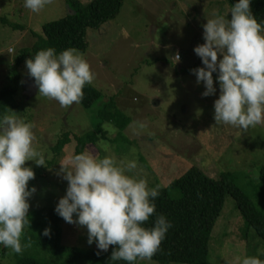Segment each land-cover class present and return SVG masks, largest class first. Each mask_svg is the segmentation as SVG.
Listing matches in <instances>:
<instances>
[{
	"label": "rangeland",
	"instance_id": "rangeland-1",
	"mask_svg": "<svg viewBox=\"0 0 264 264\" xmlns=\"http://www.w3.org/2000/svg\"><path fill=\"white\" fill-rule=\"evenodd\" d=\"M79 1L88 5L92 0ZM224 1L124 0L119 16L98 30H89L87 50H78L94 73L91 84L103 94L98 104L90 109L75 103L61 107L57 101L38 94L24 65L20 91L7 114L34 125V146L47 165V161L54 160L51 150L59 138L69 131L79 136L95 132L103 102L115 97L132 124L122 135L112 124H104L108 138L89 147L98 158L110 155L118 164L124 158L136 159L138 166L132 174L146 179L150 187L159 185V189L170 186L193 167L213 179L230 174L235 185L264 208V196L253 191L264 166V124L246 130L223 123L216 125L214 101L219 98V84L215 96L203 97L206 89L197 84V77L191 72L203 67L194 52L196 46L205 42L202 25L207 18L227 17L230 13L220 5ZM71 12L67 0H50L39 13L26 9L24 0H0V17L8 21L7 25L0 23V92L10 85L12 65L21 51L33 48L43 37L44 25ZM9 47L15 52L9 54ZM177 52L181 61L175 63ZM77 147L72 140L49 170L28 162L35 171V179L29 185L32 182L37 189L29 201L30 218L42 209L55 210L66 194L67 182L57 173L61 163L67 164L76 155ZM173 196L178 198L180 194ZM232 204L235 202L228 196L213 234L212 264H240L245 256H264L261 240L253 235L250 241L243 237V219ZM61 229L62 246L97 248L88 244L86 228L62 219ZM39 233L40 229L33 226L26 229L22 243L30 241L31 247L21 254L0 246V264H18L24 257L54 260V249L38 245ZM138 264L161 263L145 260Z\"/></svg>",
	"mask_w": 264,
	"mask_h": 264
},
{
	"label": "clouds",
	"instance_id": "clouds-1",
	"mask_svg": "<svg viewBox=\"0 0 264 264\" xmlns=\"http://www.w3.org/2000/svg\"><path fill=\"white\" fill-rule=\"evenodd\" d=\"M49 2L24 0V7L39 13ZM251 4L252 0H237L227 17L207 18L202 25L205 42L194 48L203 67L191 70L197 84L206 89L203 97L215 96L219 84V98L214 101L216 125L245 130L264 124V22L254 17ZM7 51L12 54L15 49ZM173 61H181L179 52ZM25 66L38 94L65 108L79 104L85 85L95 78L90 64L74 48L59 53L51 47L39 50L26 59ZM33 128L17 115H0V246L16 254L31 247L30 241L22 243L31 227L29 201L37 191L29 186L35 171L28 162L46 167L43 154L34 146ZM60 165L57 174L67 188L55 213L66 223L86 228L87 242L96 245L97 255L114 246L111 261H151L172 223L156 212L159 185L150 187L146 179L132 174L138 166L136 159L124 158L118 164L110 155L98 158L85 149ZM152 217V226L147 227ZM50 232L46 228L43 235ZM240 264H264V260L245 256Z\"/></svg>",
	"mask_w": 264,
	"mask_h": 264
},
{
	"label": "trees",
	"instance_id": "trees-1",
	"mask_svg": "<svg viewBox=\"0 0 264 264\" xmlns=\"http://www.w3.org/2000/svg\"><path fill=\"white\" fill-rule=\"evenodd\" d=\"M236 2L237 0H225L220 5L230 11ZM123 3L124 0H92L88 5H84L79 0H67L71 14L45 24L43 37L33 48L23 49L17 61L13 63L10 85L0 92V115L7 114L10 104L20 91L26 59L49 47L54 48L57 53L67 48L85 52L89 30H98L116 19ZM251 9L257 21L264 22V0H252ZM7 22L6 18L0 17V23L7 25ZM83 91L84 97L79 104L86 109L92 108L103 98V94L92 84L85 85ZM106 123L112 124L121 135L132 124V119L118 107L115 97L103 102L96 119L95 132L79 136L69 131L59 138L51 150L55 156L54 160L47 161L46 168L49 170L54 166L72 140L77 142L76 154H79L85 149L90 150V145H96L100 139H107L108 132L104 129ZM29 186L32 187L33 183ZM253 191L257 196H264V166L259 172L257 184L253 185ZM176 192L180 197L173 196ZM159 193L155 200L156 212L165 215L171 221L172 227L161 244V250L151 261L161 264H212L210 261L213 260V234L223 215L228 196L235 202L231 206L243 219V237L250 241L249 238L253 235L264 245V208L254 202L250 193H245L235 185L230 174L213 179L201 169L193 167L170 186L160 188ZM30 219L31 226L40 229L36 237L38 245L54 249L55 259L42 261L34 257H24L18 264H126L124 261L110 260L114 246H110L107 252L100 255H97V248L83 250L62 246V218L53 209L46 208L34 212ZM153 219L154 217L150 218L147 227L152 226ZM46 228L51 229L49 236L43 235ZM6 252L7 249H4L3 254L6 255ZM260 259L264 260V256Z\"/></svg>",
	"mask_w": 264,
	"mask_h": 264
},
{
	"label": "flooded vegetation",
	"instance_id": "flooded-vegetation-1",
	"mask_svg": "<svg viewBox=\"0 0 264 264\" xmlns=\"http://www.w3.org/2000/svg\"><path fill=\"white\" fill-rule=\"evenodd\" d=\"M32 86V85H31Z\"/></svg>",
	"mask_w": 264,
	"mask_h": 264
}]
</instances>
